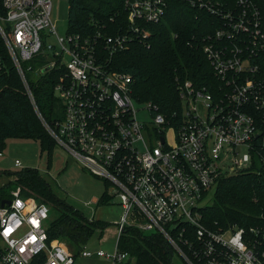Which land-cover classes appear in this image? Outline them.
<instances>
[{"label":"built area","instance_id":"1","mask_svg":"<svg viewBox=\"0 0 264 264\" xmlns=\"http://www.w3.org/2000/svg\"><path fill=\"white\" fill-rule=\"evenodd\" d=\"M1 1L0 33L39 115L28 72L55 79L63 116L50 122L40 115L47 131L83 168L115 186L124 209L117 243L127 227H137L163 235L185 264H264V225L215 227L204 212L220 179L250 168L264 172V19L256 3L190 0L220 18L200 38L218 83L180 82L182 106L166 114L135 100L132 76L106 62V53L149 36L145 25L164 17L166 0H126L127 31L103 43L100 33L59 34L54 0ZM42 31L55 43L47 44ZM136 103L145 104L149 120L138 118ZM8 199L0 206V264H74L80 255H107L86 243L75 252L50 237L51 206L20 187ZM108 256L111 264H135L119 245Z\"/></svg>","mask_w":264,"mask_h":264},{"label":"trees","instance_id":"2","mask_svg":"<svg viewBox=\"0 0 264 264\" xmlns=\"http://www.w3.org/2000/svg\"><path fill=\"white\" fill-rule=\"evenodd\" d=\"M253 1L264 19V0ZM166 2L164 17L157 23L145 25L150 30L149 36L145 40L136 38L112 54L106 53V62L112 69L132 76L131 95L135 100L152 102L160 106L163 113L170 114L182 106L180 82L191 80L198 86L218 83L200 38L213 32L220 18L199 9L190 0ZM4 13L0 0V14ZM128 27L126 0H69V32L91 36L100 33L103 43L104 36L127 31ZM0 54L3 59L0 71V150L5 148L8 138L35 139L42 152H48L50 166L57 144L35 110L1 33ZM35 62L33 59L25 66L35 65ZM28 77L41 116L50 122L60 119L63 103L55 92L54 77L37 78L32 71L28 72ZM9 175L13 179L0 187V206L2 199L8 198L17 187L25 195H33L38 201L48 203L58 213L49 221L50 237L63 240L73 251L76 252L94 237L96 231H103L107 225L101 220L89 219L54 193L38 168L23 167ZM111 197L104 192L97 203H108ZM204 212L207 223L215 227L264 225V172L250 168L220 179ZM118 245L133 255L135 264H177L173 248L160 233L127 227Z\"/></svg>","mask_w":264,"mask_h":264},{"label":"rangeland","instance_id":"3","mask_svg":"<svg viewBox=\"0 0 264 264\" xmlns=\"http://www.w3.org/2000/svg\"><path fill=\"white\" fill-rule=\"evenodd\" d=\"M68 11L69 0L53 1L52 20L61 35H65L68 30ZM41 35L47 44L55 43L54 38L47 36L45 31H42ZM144 105V103H136V108L139 110L138 118L147 121L151 115ZM199 110L203 114L204 106H200ZM2 152L3 154L0 155V187L13 179L12 175H9L10 172L23 167L38 168L50 183L54 193L73 204L89 219L101 220L107 224L103 227V231H96L94 237L86 243L88 250L93 252L103 250L107 255L97 253L90 256L80 255L76 257L74 264H111L112 261L108 255H112L118 246L116 223L120 221L124 213L119 197L114 194L115 186L83 168L58 144L54 148L53 161L50 166L47 159L48 152H42L40 143L35 139L8 138ZM16 158L20 159L21 165L15 164ZM104 192L112 196L108 203L99 204L94 201V196L99 198ZM212 195L213 192L207 198L208 203ZM57 214V211L52 208L49 221ZM174 261L177 264H185L177 253H175Z\"/></svg>","mask_w":264,"mask_h":264},{"label":"water","instance_id":"4","mask_svg":"<svg viewBox=\"0 0 264 264\" xmlns=\"http://www.w3.org/2000/svg\"><path fill=\"white\" fill-rule=\"evenodd\" d=\"M10 202H11L10 199H8V198H4V199H2V201H1V206L3 207L6 203H7V204H10Z\"/></svg>","mask_w":264,"mask_h":264},{"label":"crops","instance_id":"5","mask_svg":"<svg viewBox=\"0 0 264 264\" xmlns=\"http://www.w3.org/2000/svg\"><path fill=\"white\" fill-rule=\"evenodd\" d=\"M2 151H3V150H2ZM16 159H19V158H16ZM93 199H94V201L97 202L99 198H98L97 196H94ZM87 243H88V242H87Z\"/></svg>","mask_w":264,"mask_h":264}]
</instances>
